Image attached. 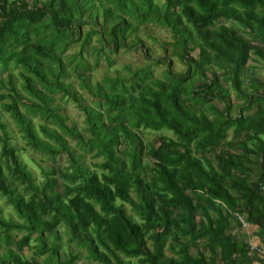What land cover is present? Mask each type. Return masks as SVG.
<instances>
[{"label":"clouds","instance_id":"obj_1","mask_svg":"<svg viewBox=\"0 0 264 264\" xmlns=\"http://www.w3.org/2000/svg\"><path fill=\"white\" fill-rule=\"evenodd\" d=\"M0 264H264V0H0Z\"/></svg>","mask_w":264,"mask_h":264}]
</instances>
